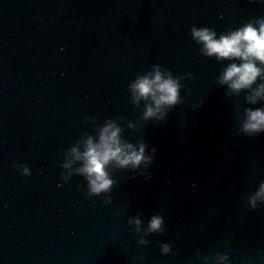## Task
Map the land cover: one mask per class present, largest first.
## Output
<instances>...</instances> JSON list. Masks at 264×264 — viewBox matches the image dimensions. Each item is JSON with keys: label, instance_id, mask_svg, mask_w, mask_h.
I'll return each instance as SVG.
<instances>
[{"label": "water", "instance_id": "water-1", "mask_svg": "<svg viewBox=\"0 0 264 264\" xmlns=\"http://www.w3.org/2000/svg\"><path fill=\"white\" fill-rule=\"evenodd\" d=\"M262 21L264 0H47L0 143V264H264V131L243 129L264 73L230 87L241 59L193 33ZM157 70L179 98L146 116ZM110 124L151 159L95 192L83 153Z\"/></svg>", "mask_w": 264, "mask_h": 264}, {"label": "clouds", "instance_id": "clouds-1", "mask_svg": "<svg viewBox=\"0 0 264 264\" xmlns=\"http://www.w3.org/2000/svg\"><path fill=\"white\" fill-rule=\"evenodd\" d=\"M193 33L196 39L203 42L209 55L241 59V63L228 65L221 77L222 82L229 83L230 87L234 89L248 87L261 73H264V69L256 63L257 60L264 63V21L260 22L259 28L250 23L219 37L208 28L194 29ZM133 88L138 97L151 96L155 101L156 107L149 105L145 113L146 116H151L163 104L172 105L178 101L180 85L171 76L164 77L157 70L154 75L139 78ZM260 92H264V85L257 95H260ZM243 129L248 133L264 131V109H249ZM119 132L118 127L110 124L102 129L98 142L93 141L92 138L87 141L86 151L83 153L85 164L82 171L89 175L92 190L95 192L107 189L112 183L105 168L109 161L116 160L121 165L131 163L137 166L142 161L151 159L145 155L146 145L141 144L137 148L131 143H122ZM257 197H264V185H261L260 191L256 197H253V204ZM162 222L160 216H154L150 221V229L159 230Z\"/></svg>", "mask_w": 264, "mask_h": 264}]
</instances>
